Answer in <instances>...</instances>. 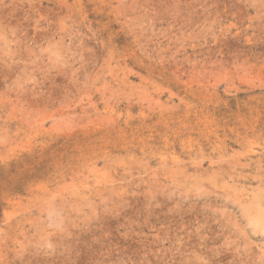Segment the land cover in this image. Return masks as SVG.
I'll return each instance as SVG.
<instances>
[{"label": "rangeland", "instance_id": "obj_1", "mask_svg": "<svg viewBox=\"0 0 264 264\" xmlns=\"http://www.w3.org/2000/svg\"><path fill=\"white\" fill-rule=\"evenodd\" d=\"M0 264H264V0H0Z\"/></svg>", "mask_w": 264, "mask_h": 264}, {"label": "bare ground", "instance_id": "obj_2", "mask_svg": "<svg viewBox=\"0 0 264 264\" xmlns=\"http://www.w3.org/2000/svg\"><path fill=\"white\" fill-rule=\"evenodd\" d=\"M259 208H260V207H259ZM259 208H258V209H259ZM260 218H261V217H260ZM262 219H263V218H262Z\"/></svg>", "mask_w": 264, "mask_h": 264}]
</instances>
